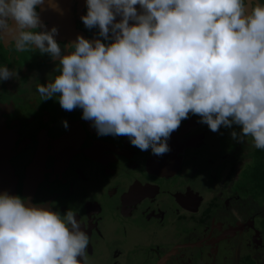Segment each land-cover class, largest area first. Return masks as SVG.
<instances>
[{"label":"flooded vegetation","instance_id":"1","mask_svg":"<svg viewBox=\"0 0 264 264\" xmlns=\"http://www.w3.org/2000/svg\"><path fill=\"white\" fill-rule=\"evenodd\" d=\"M70 1L51 0L58 10L49 0L37 6L44 28L36 31L55 26L62 55L78 36L115 39L111 26L105 39L98 26L84 25L86 0ZM257 4L264 0H244L245 15ZM9 35L0 42V67L18 75L0 81V193L76 213L89 238L81 264H264V183L253 179L252 142L222 125L213 132L192 113L161 156L127 136L98 135L81 108H61L59 94L41 100L37 86L59 74V58L18 52Z\"/></svg>","mask_w":264,"mask_h":264},{"label":"clouds","instance_id":"2","mask_svg":"<svg viewBox=\"0 0 264 264\" xmlns=\"http://www.w3.org/2000/svg\"><path fill=\"white\" fill-rule=\"evenodd\" d=\"M44 3L0 0V42L10 34L18 52L59 58V74L37 86L41 100L59 94L61 108H81L98 135L127 136L156 156L170 151L167 140L189 113L213 132L239 125L233 139L264 149V4L245 15L244 0H86L84 25L105 39L111 26L115 39L78 36L62 55L55 26L36 31ZM17 75L0 67V81ZM24 199L0 193V264H81L89 238L76 213Z\"/></svg>","mask_w":264,"mask_h":264},{"label":"trees","instance_id":"3","mask_svg":"<svg viewBox=\"0 0 264 264\" xmlns=\"http://www.w3.org/2000/svg\"><path fill=\"white\" fill-rule=\"evenodd\" d=\"M256 154V158H258L259 160H257V164L255 167V175H254V182L257 183L258 181H261L264 183V149H257L255 151ZM257 181V182H256Z\"/></svg>","mask_w":264,"mask_h":264},{"label":"rangeland","instance_id":"4","mask_svg":"<svg viewBox=\"0 0 264 264\" xmlns=\"http://www.w3.org/2000/svg\"><path fill=\"white\" fill-rule=\"evenodd\" d=\"M70 3H71V1L69 0V6H68V7H70ZM222 128H223V130H225V133H229V132H233V131L237 132L239 128L241 129V127H240L239 125H236V124H233L231 127H225V126L222 125ZM222 128H221V129H222ZM217 135H219V133L215 134V136H217ZM220 136H221V135H220ZM220 136H219V137H220ZM245 141L252 142V140H251L250 138H248V139L245 140ZM245 141H244V142H245ZM252 143H253V142H252ZM93 264H94V263H93Z\"/></svg>","mask_w":264,"mask_h":264},{"label":"crops","instance_id":"5","mask_svg":"<svg viewBox=\"0 0 264 264\" xmlns=\"http://www.w3.org/2000/svg\"><path fill=\"white\" fill-rule=\"evenodd\" d=\"M68 2V0H66V3ZM65 6H66V4H65ZM136 9L138 8V7H141L139 4H137L136 6ZM116 19V18H115ZM73 28V27H72Z\"/></svg>","mask_w":264,"mask_h":264},{"label":"water","instance_id":"6","mask_svg":"<svg viewBox=\"0 0 264 264\" xmlns=\"http://www.w3.org/2000/svg\"><path fill=\"white\" fill-rule=\"evenodd\" d=\"M69 6V0H68V2L66 3V7H68Z\"/></svg>","mask_w":264,"mask_h":264}]
</instances>
